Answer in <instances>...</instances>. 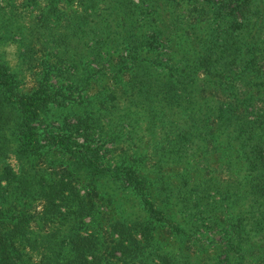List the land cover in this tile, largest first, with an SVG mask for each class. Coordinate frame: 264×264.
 Returning <instances> with one entry per match:
<instances>
[{
  "label": "trees",
  "instance_id": "16d2710c",
  "mask_svg": "<svg viewBox=\"0 0 264 264\" xmlns=\"http://www.w3.org/2000/svg\"><path fill=\"white\" fill-rule=\"evenodd\" d=\"M23 4L6 12L20 19V39L31 28L53 54L61 87L63 73L80 88L105 73L112 84L85 103L45 80L17 92L0 61V180L14 178L4 161L9 125L16 152L37 154L35 121L64 95L82 103L76 131L107 115L133 135V165L100 160L89 142L75 145L67 134L47 137L105 187L116 177L132 190L137 213L111 224L122 264H264V0ZM38 181L24 182L22 193L40 191L45 210L64 206L73 219L91 213L69 180ZM7 191L0 186V195ZM14 218L0 234V264H11L10 244L25 231L23 217ZM154 221L169 228L170 243L158 240ZM60 240L70 264H98L93 235L67 228Z\"/></svg>",
  "mask_w": 264,
  "mask_h": 264
},
{
  "label": "rangeland",
  "instance_id": "374dc122",
  "mask_svg": "<svg viewBox=\"0 0 264 264\" xmlns=\"http://www.w3.org/2000/svg\"><path fill=\"white\" fill-rule=\"evenodd\" d=\"M23 2L24 0H10L8 3V0H0V61L14 78L15 90H28L45 80L51 90L61 89L62 94L70 93L74 99H84V103L88 99L97 101L96 97L111 87L109 74L93 76L88 86L80 88L63 73L62 81L66 86L61 87L59 76L50 68L55 61L53 54L28 34V29L31 28L23 31L20 39L17 29L20 19L10 17L6 12L11 3L15 11L22 12ZM26 9L32 15L36 12L30 6H26ZM25 16L28 18V14ZM104 70L108 72L106 68ZM81 105L82 103L71 101L64 95L54 96L35 121L38 139L43 146L34 155L18 154L12 125L6 129L7 151H4V161L6 163L9 154L14 153L20 162V173L13 174L14 178H10L7 186H4L8 187V191L0 195V234L8 233L13 228L15 216L23 217L25 228L24 233L10 244L11 264H70L72 252L66 241L60 240L62 231L67 228H76L81 233L95 237L98 264H122L113 247L116 232L111 224L123 218L133 219V213H137L138 205L132 190L116 177L112 178L111 185L105 187L102 181L104 178L89 177L70 154L57 145L48 143L47 137L51 134H67L75 145L89 142L100 160H117L133 165V135L128 131L127 124L124 128L116 121L109 125L107 115H102L98 119L100 122L97 120L84 125L87 131H82L81 128L76 131L74 126L80 124L85 117ZM13 114L15 115L14 111ZM41 178L45 182L57 178L69 180L86 203L91 205V213L73 219L64 206H59L57 210H45L40 191L29 190L26 194L22 193L24 182L30 188V183L36 185ZM152 227L158 240L164 245L173 240L166 225L154 221Z\"/></svg>",
  "mask_w": 264,
  "mask_h": 264
},
{
  "label": "clouds",
  "instance_id": "9594fccd",
  "mask_svg": "<svg viewBox=\"0 0 264 264\" xmlns=\"http://www.w3.org/2000/svg\"><path fill=\"white\" fill-rule=\"evenodd\" d=\"M13 174L19 175L20 162L17 160L14 153H10L6 161ZM0 186H7V180H0Z\"/></svg>",
  "mask_w": 264,
  "mask_h": 264
}]
</instances>
